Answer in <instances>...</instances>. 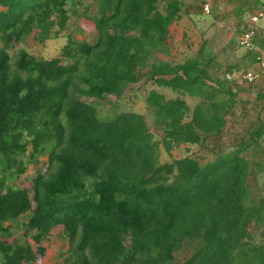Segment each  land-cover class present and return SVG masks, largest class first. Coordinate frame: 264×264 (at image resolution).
Wrapping results in <instances>:
<instances>
[{
    "label": "trees",
    "instance_id": "16d2710c",
    "mask_svg": "<svg viewBox=\"0 0 264 264\" xmlns=\"http://www.w3.org/2000/svg\"><path fill=\"white\" fill-rule=\"evenodd\" d=\"M263 1L224 0L237 37ZM193 11L219 20L213 0H0V264H40L55 230L54 264H264V86L256 74L228 79L235 68L207 40L181 61L161 58ZM263 17L248 66L264 62ZM72 18L94 36L70 33L49 60L10 55L59 38ZM148 83L176 95L147 91L152 129L135 112L101 115ZM246 105L253 118L222 145ZM29 166L36 174L18 186Z\"/></svg>",
    "mask_w": 264,
    "mask_h": 264
},
{
    "label": "rangeland",
    "instance_id": "374dc122",
    "mask_svg": "<svg viewBox=\"0 0 264 264\" xmlns=\"http://www.w3.org/2000/svg\"><path fill=\"white\" fill-rule=\"evenodd\" d=\"M187 2L192 3L195 2V0H187ZM213 4L217 7V11H219V20L213 21L209 15L200 16L195 14V11H193L190 18L184 17L180 25L171 28L174 38L173 48L169 56L161 58L164 60H175L176 62L181 61L185 57L193 56L199 49L201 42L203 40H207L210 46L209 49L212 50L218 63L223 66H233L236 73L241 74V71L244 70L245 72L256 74L258 86L263 87L264 75L261 73V70L263 69L261 64L257 65L254 63L248 66L247 61L243 60L246 50H244L240 45V37H237L234 33L237 21L231 16L232 6L227 5L224 0H213ZM206 9L209 10L208 6ZM253 16L254 15L247 19L251 26H253L254 23L252 18ZM76 28L82 29L83 33L80 34ZM259 28L260 36L264 37V17L259 23ZM70 33L75 35L78 39L85 37L92 38L94 36L93 25L87 20H75L72 18L67 24V28L61 33L59 38L55 40H48L44 44H38L33 40H26L16 46L15 49L9 53L12 55L17 50L24 49L36 58L49 60L58 57L61 48L66 43L67 35ZM183 33L185 34L184 39L181 38ZM241 61L246 64L244 69H240ZM140 88L141 89L135 92L133 90H129L120 99L110 98L111 104H106L100 107L101 115L112 117L114 114L119 112H135L144 115L148 126L152 129V115L145 109L144 98L147 91L156 88H154L151 83L144 84V86ZM156 90L165 95L166 98H174L176 96L170 90ZM243 96L246 100H252L253 98V95L249 92L245 93ZM185 100L191 108L196 103V100L194 99L186 98ZM245 110L247 113L245 115V119L240 118L243 112L242 107L240 106H236L234 109V116L228 118V125L225 131H227L230 135L223 138V141L221 142L222 145H227L230 136L233 137L240 134L243 129L248 126V121L253 118L254 114L249 105L245 106ZM181 154L182 153L180 152H175L174 157L178 158ZM160 161L162 163L170 161V157L166 155L162 149L160 150ZM36 171L37 168L35 166H29L27 173L20 177L17 181V185L24 186L27 184L26 179L32 178L36 174ZM63 243L61 233L56 230L53 231L48 244L45 245L47 247L46 257L40 264H54L57 262L63 253L60 248Z\"/></svg>",
    "mask_w": 264,
    "mask_h": 264
},
{
    "label": "built area",
    "instance_id": "2783aa9c",
    "mask_svg": "<svg viewBox=\"0 0 264 264\" xmlns=\"http://www.w3.org/2000/svg\"><path fill=\"white\" fill-rule=\"evenodd\" d=\"M206 1H208V0H206ZM206 8H207V5L204 7V11L208 12V10ZM263 9H264V1H263L262 8L257 13H255L254 16L252 17L253 22H254L253 26L250 25V29L240 36V45L244 50H251L253 48L252 41H251L252 34H253L254 29H255L256 23L263 16ZM260 64H261L262 68L264 69V62L262 61ZM236 76H238V77L240 76L243 80H246L248 82H252L255 78V74L251 73V72H245L243 74L235 72L231 76H227V78L230 79V78H234Z\"/></svg>",
    "mask_w": 264,
    "mask_h": 264
}]
</instances>
